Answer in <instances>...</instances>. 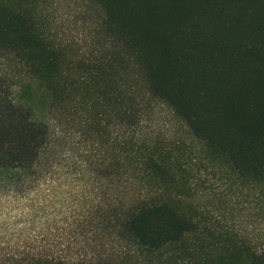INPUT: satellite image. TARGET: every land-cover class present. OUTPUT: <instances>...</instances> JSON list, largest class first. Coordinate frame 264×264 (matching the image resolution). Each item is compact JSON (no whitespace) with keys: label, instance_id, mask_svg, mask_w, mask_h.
<instances>
[{"label":"trees","instance_id":"trees-1","mask_svg":"<svg viewBox=\"0 0 264 264\" xmlns=\"http://www.w3.org/2000/svg\"><path fill=\"white\" fill-rule=\"evenodd\" d=\"M94 1L99 19L63 43L34 0H0V53L44 108L0 127V193L30 211L28 251L0 264H264V242L209 226L180 158L134 131L162 102L236 184L264 191V0ZM107 242L138 258L89 255Z\"/></svg>","mask_w":264,"mask_h":264},{"label":"rangeland","instance_id":"rangeland-1","mask_svg":"<svg viewBox=\"0 0 264 264\" xmlns=\"http://www.w3.org/2000/svg\"><path fill=\"white\" fill-rule=\"evenodd\" d=\"M51 36L63 43H80L87 26L96 22L101 9L94 0H34ZM32 92V97L28 93ZM37 85L13 54L0 53V127L5 115L19 111L27 120L41 117L44 108L30 111L31 98L37 97ZM46 114V112H45ZM30 124V123H29ZM141 140L156 143L160 149H172L186 172V183L195 191L192 200L204 212L208 225L229 228L240 236L264 242V191L236 184L234 175L224 164L209 160L203 146L192 136L186 124L168 106L155 102L144 113L139 131ZM12 137V136H11ZM49 138L40 145L44 152ZM143 189V188H142ZM68 190H64L67 196ZM137 185L127 196L134 203L140 193ZM144 194V193H143ZM150 196V195H149ZM29 210L24 200H14L0 193V263L28 251L20 236H27ZM107 249L90 248L89 255L120 260H135L137 252L126 243L107 242ZM89 249V248H88Z\"/></svg>","mask_w":264,"mask_h":264}]
</instances>
